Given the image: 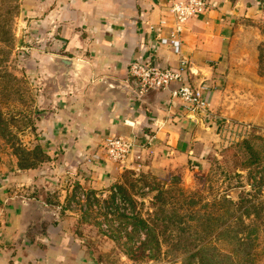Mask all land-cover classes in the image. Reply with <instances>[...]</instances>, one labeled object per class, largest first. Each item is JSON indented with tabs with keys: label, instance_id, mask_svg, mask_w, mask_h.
Returning <instances> with one entry per match:
<instances>
[{
	"label": "crops",
	"instance_id": "crops-1",
	"mask_svg": "<svg viewBox=\"0 0 264 264\" xmlns=\"http://www.w3.org/2000/svg\"><path fill=\"white\" fill-rule=\"evenodd\" d=\"M173 1L22 0L20 31L27 39L19 45L29 67L42 75L39 125L53 167L79 166L91 188L106 186L123 169L106 155L105 141L115 135L147 145L132 162L134 171L201 166L205 131H218L216 125L230 121L233 105L224 97L232 81H250L251 92L264 95V79L257 89L254 71L237 75L232 68L244 42L255 49L262 40L257 23L264 0H210L207 11L182 31L191 71L207 85L209 113H188L170 90L132 96L126 81L132 63L152 57L161 66L178 65L172 48L159 42L175 26L169 12ZM244 31L250 38L243 42L238 38ZM257 61L256 54L252 64ZM19 178L21 186L29 181L27 173ZM5 187L0 186V264H105L73 218L53 210L60 202L38 194L39 199L9 197Z\"/></svg>",
	"mask_w": 264,
	"mask_h": 264
},
{
	"label": "rangeland",
	"instance_id": "rangeland-1",
	"mask_svg": "<svg viewBox=\"0 0 264 264\" xmlns=\"http://www.w3.org/2000/svg\"><path fill=\"white\" fill-rule=\"evenodd\" d=\"M21 10L22 0H0V186H6L8 196L39 199L38 194L60 202L53 210L73 218L105 264H264L263 91L251 92L243 78L232 81L224 97L233 105L230 121L216 125L218 131H205L201 166L134 171L130 164L119 179L91 188L83 169L53 167L44 149L42 75L29 67L20 48L27 39L20 31ZM258 19L261 42L253 49L244 42L250 34L242 32L243 54L232 67L237 75L254 71L257 89L259 78L264 79V15ZM21 172L27 173L28 186L20 185ZM121 184L127 193L118 190L132 216L106 210L113 187ZM159 189L167 192L170 213L173 208L183 217L184 229L155 224Z\"/></svg>",
	"mask_w": 264,
	"mask_h": 264
},
{
	"label": "built area",
	"instance_id": "built-area-1",
	"mask_svg": "<svg viewBox=\"0 0 264 264\" xmlns=\"http://www.w3.org/2000/svg\"><path fill=\"white\" fill-rule=\"evenodd\" d=\"M209 5L210 0H177L171 3L169 12L176 23L167 35L159 37V42L172 48L173 53L179 58L178 65L161 66L156 64L152 57L145 59L144 62L132 63L126 81L134 97H143L152 90H170L172 98L179 100L188 113L194 116H205L209 113V101L205 94L206 82L195 79L191 71L192 62L184 54L182 40L184 25L191 18L203 15ZM104 145L108 159L122 168H129L132 162L140 159L139 150L147 146L125 135L108 137ZM111 195L112 201L106 208L107 212L132 216L131 205L121 195L118 187H113Z\"/></svg>",
	"mask_w": 264,
	"mask_h": 264
},
{
	"label": "trees",
	"instance_id": "trees-1",
	"mask_svg": "<svg viewBox=\"0 0 264 264\" xmlns=\"http://www.w3.org/2000/svg\"><path fill=\"white\" fill-rule=\"evenodd\" d=\"M245 146L249 149H252L249 142H247L245 144ZM118 188L123 193H127V190L124 188V186L122 184L119 185ZM166 194H167L166 191L159 189V194L157 196V199H159L162 203H161V205H159V212H157L155 214L156 215V218L154 220L155 224L158 226V224H159L158 221H160L163 224V226H165L166 228H169V230H174L175 228L184 229V227H182V224L184 223L183 217L180 216L179 213H177L176 209H173V208H171V210H173V212L170 213V211L165 206L166 205L165 201L167 199V197L165 196ZM168 211H169V213H167ZM166 214H168V215H166ZM141 221L144 223V225H146L143 220H141Z\"/></svg>",
	"mask_w": 264,
	"mask_h": 264
},
{
	"label": "water",
	"instance_id": "water-1",
	"mask_svg": "<svg viewBox=\"0 0 264 264\" xmlns=\"http://www.w3.org/2000/svg\"><path fill=\"white\" fill-rule=\"evenodd\" d=\"M63 60V63H65V64H69L70 63V60L69 59H62ZM131 92V94H132V91H130ZM133 96V95H132Z\"/></svg>",
	"mask_w": 264,
	"mask_h": 264
}]
</instances>
